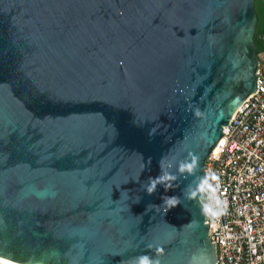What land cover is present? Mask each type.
Instances as JSON below:
<instances>
[{"label":"water","instance_id":"obj_1","mask_svg":"<svg viewBox=\"0 0 264 264\" xmlns=\"http://www.w3.org/2000/svg\"><path fill=\"white\" fill-rule=\"evenodd\" d=\"M255 1L0 0V260L218 262L204 167L259 90Z\"/></svg>","mask_w":264,"mask_h":264},{"label":"built area","instance_id":"obj_2","mask_svg":"<svg viewBox=\"0 0 264 264\" xmlns=\"http://www.w3.org/2000/svg\"><path fill=\"white\" fill-rule=\"evenodd\" d=\"M257 92L238 108L205 162V213L216 264H264V55Z\"/></svg>","mask_w":264,"mask_h":264},{"label":"trees","instance_id":"obj_3","mask_svg":"<svg viewBox=\"0 0 264 264\" xmlns=\"http://www.w3.org/2000/svg\"><path fill=\"white\" fill-rule=\"evenodd\" d=\"M255 10L258 17L255 48L259 54L264 51V0L255 1Z\"/></svg>","mask_w":264,"mask_h":264},{"label":"clouds","instance_id":"obj_4","mask_svg":"<svg viewBox=\"0 0 264 264\" xmlns=\"http://www.w3.org/2000/svg\"><path fill=\"white\" fill-rule=\"evenodd\" d=\"M150 190H154V188ZM138 264H152V262L148 256H142L139 258Z\"/></svg>","mask_w":264,"mask_h":264},{"label":"bare ground","instance_id":"obj_5","mask_svg":"<svg viewBox=\"0 0 264 264\" xmlns=\"http://www.w3.org/2000/svg\"><path fill=\"white\" fill-rule=\"evenodd\" d=\"M0 264H10V263L3 261V260H0Z\"/></svg>","mask_w":264,"mask_h":264},{"label":"rangeland","instance_id":"obj_6","mask_svg":"<svg viewBox=\"0 0 264 264\" xmlns=\"http://www.w3.org/2000/svg\"><path fill=\"white\" fill-rule=\"evenodd\" d=\"M261 55H264V51L261 52V53H259V54H258V57H260Z\"/></svg>","mask_w":264,"mask_h":264}]
</instances>
